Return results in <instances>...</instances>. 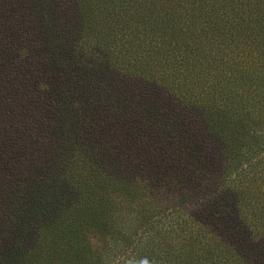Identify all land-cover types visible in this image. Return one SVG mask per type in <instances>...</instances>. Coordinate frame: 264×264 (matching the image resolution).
Wrapping results in <instances>:
<instances>
[{"label":"trees","instance_id":"obj_1","mask_svg":"<svg viewBox=\"0 0 264 264\" xmlns=\"http://www.w3.org/2000/svg\"><path fill=\"white\" fill-rule=\"evenodd\" d=\"M0 264H264V0H0Z\"/></svg>","mask_w":264,"mask_h":264}]
</instances>
